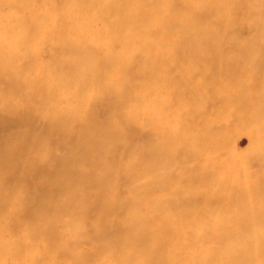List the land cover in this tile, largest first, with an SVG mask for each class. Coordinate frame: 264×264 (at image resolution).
<instances>
[{"label": "bare ground", "instance_id": "6f19581e", "mask_svg": "<svg viewBox=\"0 0 264 264\" xmlns=\"http://www.w3.org/2000/svg\"><path fill=\"white\" fill-rule=\"evenodd\" d=\"M31 3L0 0V7L11 8L10 19L23 31L19 44L14 38L7 50L0 47V71L4 65L13 67L20 54L23 65L31 66L37 54L33 41L49 34L65 49V55L51 59L44 78H59L68 88L70 103L57 110V95L29 74L9 80L0 75V84L5 83L0 93L17 92L26 106L13 110L45 120V128H53L46 134L49 139L63 132L70 137L72 130L64 124L80 116L76 127L81 130L73 142L75 155L45 175L60 193L74 185L82 188L88 180L95 190L91 197H77L81 204L69 223L75 243L67 249L69 260L48 247L49 264H89L93 253L101 257V262L93 264H111L109 256L113 264H133L135 257L142 264H219V260L264 264V0H66L71 8L61 16L78 17L81 30L97 28L98 43L82 45V35L75 41L66 38L68 25L52 16L54 5L47 3L48 8L39 10ZM232 10V21L226 25L220 15ZM46 13L53 17L51 22L42 21ZM25 25L32 28L23 30ZM244 29L247 38L242 37ZM117 40L125 41L127 52L111 51ZM189 45L193 56L182 55L181 47ZM89 88L95 94L87 93ZM99 99L104 101V119L91 108ZM131 101L135 108L129 107ZM219 103L213 116H203L209 118L197 130L183 116L191 104L194 108L202 104V112ZM44 107H51L52 114L45 116ZM226 114L256 134L255 155L261 171L256 177L251 175L257 178L253 189L243 188L250 174L239 165L221 134ZM4 127L0 108V131ZM136 127H149L151 134L135 142L129 132ZM24 136L28 141L27 129ZM11 151L9 147L1 154V162L10 158ZM89 151L103 157L105 164L88 170L82 159ZM124 151L134 161L119 166ZM142 166L145 169L139 172ZM156 190L164 192L157 204L149 196ZM143 198L160 212L175 204L185 205L187 209L177 214L196 226L193 235L185 237L186 224L172 219L163 222L156 236H152V226L142 228L141 222L127 220L125 212L131 203ZM224 199L237 205L232 215L221 208L219 200ZM74 206L71 200L61 210L67 212ZM42 207L41 197H36L26 209L31 213ZM87 214L95 218V229L113 225L116 232L106 233L96 246L81 250L76 246L79 242L96 239L85 226ZM110 215L119 220L111 224ZM148 217L151 220L153 215ZM202 236L212 240L211 250L186 257L182 246H193ZM26 246L17 241L14 254L23 253ZM4 249L11 254L6 243Z\"/></svg>", "mask_w": 264, "mask_h": 264}, {"label": "rangeland", "instance_id": "374dc122", "mask_svg": "<svg viewBox=\"0 0 264 264\" xmlns=\"http://www.w3.org/2000/svg\"><path fill=\"white\" fill-rule=\"evenodd\" d=\"M32 3L39 10L48 8L47 3L54 5L51 8V14L57 21L68 25L66 32L67 39L75 41L82 35V39L79 41L80 45L98 43L99 38L96 35V27L81 30L78 17L67 18L61 16L63 12L71 8L65 4L66 0H32ZM10 11L11 8L9 6L0 7V14L3 15V19L0 20V47L3 50H7L10 41L14 38L18 44L22 41L23 31L20 32L15 22L10 19ZM233 11H230L229 14L223 12L220 15V19L224 24L228 25L231 23ZM47 13L42 20L43 22L52 21L53 17L48 16ZM97 26H100V23ZM31 28V25H25L23 30ZM242 35L243 38H247L249 33L244 29ZM32 45L37 54L31 66L28 67V64L23 65L25 59L20 54L15 59L13 67L3 66L4 68L0 71V75L4 80H9L10 76L24 74L33 76L43 82L52 94L57 95L56 109L62 111L70 103L67 97L68 88L61 83L59 78L51 76L45 79L44 74L54 56L63 59L65 49L49 34L39 36L33 41ZM110 49L113 52H127L129 48L124 40H117L112 44ZM191 51V45L184 48L183 46L181 47L182 55L193 56L189 55ZM107 52L105 51V53ZM0 85H5V83L1 82ZM8 88L10 89V85H8ZM87 93L92 94L94 90L89 88ZM24 106L26 105L21 101V96L14 90H9L5 94L0 93V108L5 119V127L0 131V264H49L48 247H53L59 257H66L69 260L67 249H71L75 244L73 240L74 228L69 223L75 216V210L79 209V205L81 204V201L77 197L80 194L91 197L95 194L94 186L92 181L88 180L83 184L82 188L79 185H74L67 192L60 193L53 186V182L46 177L45 171L58 170L63 159H70L75 155L73 153L75 150L73 142L77 139L76 137L81 130V128L76 127L80 116H76L73 120L67 121L64 124L66 128L72 130L70 137L62 131V135L49 139L46 134L52 131L53 128H45V120L40 121L33 113H28L26 116L24 113H18L13 110V108H16L21 111ZM133 106H136L135 101L129 103L130 108H135ZM219 106L220 103L212 109L210 107L207 108V111L200 112L202 104L195 108L191 104L189 107L184 108L183 116H186L190 120L191 129L197 130L209 118H203V116H213L215 108ZM11 108L12 110L7 112ZM91 108L99 118L104 119L107 117L104 110V101L100 99L95 101ZM42 112L45 116H49L53 110L51 107H44ZM222 121L225 125H223L224 128L221 134L228 140L227 143L231 151L236 155L239 165L250 174L248 179L245 178L243 180V188L246 190L253 189L255 185L254 181L257 178H252L251 175H255L256 177L261 171V162L255 155L258 145L256 134L250 129L239 126L236 119L232 118L229 114L222 116ZM8 123L9 127L7 128ZM148 128L145 127L141 130L139 127H136L131 129L129 132L131 140L135 142L142 141L144 137L151 134ZM26 129L30 133L28 141L24 136ZM93 129L92 126L89 131H93ZM9 147L12 150L10 158L6 162H1V154ZM124 153L125 155L118 158L117 162L119 166H126L134 161L128 158L125 151ZM82 160H84L85 165H88V170L93 165L105 164L103 157H95L90 151ZM144 169V166L140 167L139 172ZM149 196L157 204L158 201L164 198V192L156 190L154 194ZM36 197H41L43 207L36 212L29 213L26 206L31 205L33 199ZM54 199H57V201ZM71 200H74V208L67 212L62 211L61 208L69 204ZM154 203H147L144 198L132 202L129 209L125 212V218L132 222H141L142 228L152 226V236H156L161 231V226L167 219L186 224L183 232L185 237L189 238L193 235L196 226L193 225L192 221L183 219L177 214L187 209L185 205L175 204L166 208L164 212H160L155 209ZM219 203L221 208L229 215H232L237 209V205L230 203V199L219 200ZM44 206H46L45 209ZM150 206H153V208ZM148 214L153 215L151 220H149ZM117 220H119V217L115 215H110L108 218L111 224ZM188 224H191V229L188 228ZM94 225L95 218L92 214H87L85 226L93 231V237L96 239H87L79 242L76 245L78 249L87 250L89 245L96 246L98 244L97 239L105 236L106 233L111 234L116 232V228L113 225L103 230L95 229ZM159 227L160 229L158 230ZM55 236V240L49 244L51 238ZM17 241L27 243L24 252L19 255L14 254V245ZM5 243L9 246L11 254L5 253ZM152 244L160 245L159 242H152ZM212 247V240L202 236L193 246H182V249L186 257L192 258L197 251L203 254L210 251ZM90 259L89 264H93L96 261L101 262V257L97 253H93ZM108 260L113 264V259L110 256ZM131 263L142 264L139 257L133 258ZM218 263L224 264L222 260H219ZM193 264L204 263L197 261ZM241 264L245 263L241 262Z\"/></svg>", "mask_w": 264, "mask_h": 264}]
</instances>
